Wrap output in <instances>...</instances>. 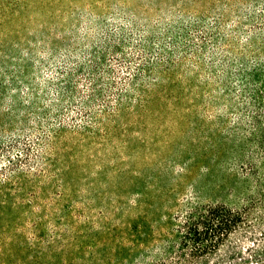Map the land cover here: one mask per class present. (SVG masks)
Returning <instances> with one entry per match:
<instances>
[{
	"label": "trees",
	"instance_id": "trees-1",
	"mask_svg": "<svg viewBox=\"0 0 264 264\" xmlns=\"http://www.w3.org/2000/svg\"><path fill=\"white\" fill-rule=\"evenodd\" d=\"M263 2L0 0V190L45 170L56 141L112 124L132 101L142 107L168 73L219 88L256 130ZM256 208L188 203L147 239L124 232L132 247L117 264H264Z\"/></svg>",
	"mask_w": 264,
	"mask_h": 264
},
{
	"label": "rangeland",
	"instance_id": "rangeland-1",
	"mask_svg": "<svg viewBox=\"0 0 264 264\" xmlns=\"http://www.w3.org/2000/svg\"><path fill=\"white\" fill-rule=\"evenodd\" d=\"M150 89L142 107L56 141L45 170L0 190V264H117L132 247L124 232L147 239L188 203L254 201L264 214V118L253 131L193 74Z\"/></svg>",
	"mask_w": 264,
	"mask_h": 264
}]
</instances>
